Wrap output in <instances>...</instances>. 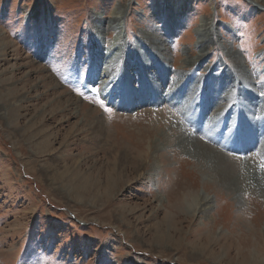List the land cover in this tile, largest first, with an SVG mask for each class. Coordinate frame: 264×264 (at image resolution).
Segmentation results:
<instances>
[{"label": "rangeland", "instance_id": "374dc122", "mask_svg": "<svg viewBox=\"0 0 264 264\" xmlns=\"http://www.w3.org/2000/svg\"><path fill=\"white\" fill-rule=\"evenodd\" d=\"M184 1L181 11L177 0H0V264H264V197L207 184L196 158L171 143L181 125L201 140L196 128L185 129L193 105L201 129L220 127L214 151L264 177V156L258 165L246 152L264 146V10L250 0ZM164 5L168 13L158 9ZM116 11L126 18L128 53L137 46L161 76L156 83L131 69L138 81L123 84L138 102L132 108L107 99L106 64L95 60L97 32ZM178 17L179 25H165ZM209 18L218 47L189 71ZM141 32L162 57L147 51ZM109 33L104 49L117 30ZM230 62L242 69L230 71ZM68 100L74 111L91 110L87 123L80 112L59 111ZM238 147L249 156L242 159ZM204 195L212 198L210 216H192Z\"/></svg>", "mask_w": 264, "mask_h": 264}, {"label": "bare ground", "instance_id": "6f19581e", "mask_svg": "<svg viewBox=\"0 0 264 264\" xmlns=\"http://www.w3.org/2000/svg\"><path fill=\"white\" fill-rule=\"evenodd\" d=\"M195 1L199 2L201 0H194V2ZM250 1H252L253 4L259 10H262V11L264 10V5L262 4V2L257 1V0H250ZM180 3H181V5H179V8L181 9V11L188 8V6L184 0H177L176 5L180 4ZM40 4H41V1L37 2V5L35 6V8L30 12V17H36L37 16V10L39 9ZM168 8L169 7L166 5H164V7L163 6L158 7L159 10L162 9V11L166 12V13H168V10H169ZM122 15H123L122 12H121V14L118 11L114 12V14L110 17L111 22L107 23V26L105 27V29L98 30V31H100V33H99L100 35L97 32V42H95L96 43L95 44V55H96L95 60L97 63H99L101 61V62H104V64H106L105 68H104V66L101 67L100 72H102L103 76H104V79H103L104 81L102 83L105 85V86L103 85L104 88L106 90H107V88L108 89L110 88L109 92H107V96H106L107 99H113L114 102H117L118 104H116V106L118 108H120V107L132 108L134 106L133 104H137L138 102L135 101L133 98H130L128 96L126 85L123 84L125 81L133 83L132 80L137 79L135 76V73L131 69H133V67L136 65L139 66L141 68V76L146 75L147 80L157 81L156 83H158V81L161 80V76H160V74H156V70L158 69V66H157V64H155L154 61L151 60L150 62H148L145 60V62H144L143 58L145 55H143L142 52L139 51V49L138 50L136 49L137 46L132 47L133 49H131V52L128 53L129 49L125 43V38L128 37V34H127L128 27H127L126 18L123 17ZM105 18L106 17L97 14L95 21H97L98 23H102V22H104ZM181 21H182L181 17L180 18L179 17L178 18H168L167 20H164V23L166 26L172 27V26L179 25L181 23ZM213 26H214L213 19L209 18V20L205 21L204 25H202L201 28H199V30L197 32V35H198L197 38L198 39L196 41V48L191 49L192 57L188 58V60H190V61H187L188 66L191 69L189 71H193L195 67L201 65L209 57V55L211 53V52H208L209 49H216L218 47L216 32H215ZM114 30H117V35H116L115 39H112L111 43L109 45H106L105 49H104L103 45L100 42V41H102L101 38H104L105 36H107V38H109V34H110L109 31H114ZM122 34H123V36H122ZM146 35H147L146 33L141 32L139 35L140 37L138 36L139 39H141L140 42L142 41L143 43L142 42L141 43L144 45H147V43H148L147 41L148 40L150 41V39H151L150 36L147 37ZM160 35H162V34H160ZM1 37H2V35L0 33V38ZM164 37L166 38L164 40L167 41L169 34L164 35ZM106 40H108V39H106ZM152 47L153 48H150L147 45V48H148L147 51L152 52L154 50L155 51V52L153 51L154 53H156L162 57V55L164 54L163 50L161 48H158L155 46H152ZM1 48H2V50L6 51V45H2ZM196 49L199 52L196 53ZM227 56L231 59L232 53L229 52V54ZM225 58H227V57H225ZM224 60L226 62V59H224ZM121 66H124V68L126 69V70L124 69L125 70L124 72L122 69H121V72H119ZM208 68H210V66ZM228 68L232 72L233 71L236 72V70L238 71L239 69H242L237 63L235 66L231 62H230V66L228 65ZM183 69H184V67L181 66L180 70H183ZM228 72L229 71H227V70H222V74L220 75V77H222L223 79L227 78L226 76H227ZM111 76L113 79H110ZM114 77H115V79H114ZM177 79H178L177 81L179 83H182V84L185 83V81L183 80L185 78L179 77ZM115 81H116V83H115ZM137 81H138V79H137ZM41 82L43 83V81H41ZM244 82L245 81H243V83ZM252 82L254 83L257 81H252ZM107 85L109 87H107ZM226 87L227 86H226V83L224 81L222 89L225 90L223 92H225V94L227 96L230 93H232V91L231 90L228 91V89H226ZM254 89H256V88H254ZM241 91H242L241 95H243L246 98L247 96H245L243 90H241ZM262 94H263V99H264V92ZM115 96H118L116 98H119V100H115L114 99ZM144 99L145 98H143L142 102H144ZM71 101L68 100L65 102V104H63V105L60 104L59 111L65 112L66 110H70V109L73 110L72 106H74L73 103H75V102H71ZM254 101L256 102V99H254ZM254 101H253V103H254ZM262 101H264V100H262ZM20 102H24V101L19 100L14 105L16 107H19L20 105L22 106L23 103L20 104ZM173 102H175V101H172L171 103H173ZM244 104H247L246 99H244L243 105ZM190 106L185 109V116H186L185 120H187V122L190 124V125L189 124L185 125L186 126L185 129H188L187 131H189L190 127H192V129L196 128L197 136H198V138L200 137L199 139H201V140L197 141L196 139H193V138L189 139L188 138L189 134H186L187 132L183 128L184 126L181 125L180 127L178 126V130H175L172 128L174 130L173 136H172L173 137L172 140H174V141L171 142L173 144L172 146H177L181 150H186L188 154H190L196 158L195 159L193 157L195 159L194 160L195 168L198 169L200 171V173L204 174L203 175L204 180L207 184H212V183L217 184V185L223 187L231 195H241L242 193H244L246 191H254V192L256 191V193L261 194L262 197H264V177H261L260 175H258L256 173L253 165H251V164L245 165V163H242V162L240 163L234 159L231 160L230 158H228L226 156L224 157L223 155L217 154L216 153L217 151L216 152L214 151L215 148L212 147L213 146L212 142H216V141L218 142L217 135L221 134L220 133V127L219 126L214 127L215 123H213L212 128L211 127L209 128L210 124H207V125H205V127L204 126L202 127L203 129H201V127L198 126V124L194 121V119L197 116H199L200 114H198V111H196L197 109L194 110L193 105H190ZM250 106H251V104H250ZM5 110L8 112L7 107ZM258 110L260 112H262L261 110H264V107L263 108L258 107ZM90 111L89 110L84 111V112L74 111L72 114V117H76L77 114H79V112H80V114L83 115L81 123H87L88 122L87 119L89 118L88 115H89ZM5 114H3V115H5L4 117L7 116V113H5ZM53 114L55 116L57 115L56 113H53ZM225 124L228 126H231L232 125L231 118L226 119ZM91 126H92V124H91ZM204 128H207V129H204ZM190 131H191V129H190ZM259 133H261V131H259ZM242 141H243V146H245V143H244L245 141L241 140V143H242ZM171 143H169V144H171ZM263 145H264V142H263ZM172 148H175V147H172ZM246 152L249 154H253L254 156H252V157H254L256 160L259 159L257 161V163H259L258 165H261L262 156H264V146L263 147L261 146L259 148H253V149L249 148L248 150H246ZM246 152H245V154H246ZM246 156L248 157L249 155L247 154ZM135 161H136L135 163H137V160H135ZM117 169H118L117 171L120 170L117 174H120L121 169H119V168H117ZM109 182H110L109 184L112 185L113 183H115V179L113 177H110ZM65 189L63 188L62 190L65 193H68V190H65ZM158 199L160 200V202L163 201V196H161V195L158 196ZM196 204H197L196 206L195 205L190 206V208H189V212L192 216H195L197 214H203L204 217L210 216V213L213 209L211 197H209L207 195H204L201 197L199 196L198 201H196ZM193 207H195V208H193ZM159 235H160V233H159ZM161 235H162L163 239H167L168 237L171 236L170 230H164V232H162ZM154 238H157V237L154 236ZM247 261H249V264H261L263 262V260L256 261L253 259L251 261L248 259H244V261L242 263L246 264V263H248Z\"/></svg>", "mask_w": 264, "mask_h": 264}]
</instances>
